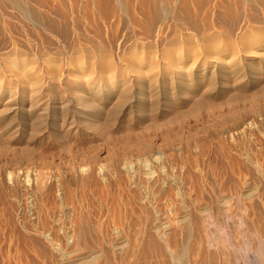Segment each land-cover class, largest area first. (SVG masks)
<instances>
[{"label":"rangeland","instance_id":"obj_1","mask_svg":"<svg viewBox=\"0 0 264 264\" xmlns=\"http://www.w3.org/2000/svg\"><path fill=\"white\" fill-rule=\"evenodd\" d=\"M7 1L0 264H264V0H210L201 30L178 0L152 30L64 0L62 31Z\"/></svg>","mask_w":264,"mask_h":264},{"label":"bare ground","instance_id":"obj_2","mask_svg":"<svg viewBox=\"0 0 264 264\" xmlns=\"http://www.w3.org/2000/svg\"><path fill=\"white\" fill-rule=\"evenodd\" d=\"M11 1H12V3L14 2V4H15V2H17L16 0H10V1H7V2H9V3H11ZM21 1V0H20ZM58 1V2H57ZM63 1L64 0H26V3L28 2L29 4H31V8L28 10V12H27V10H26V8H25V10H26V12L27 13H25V14H27V17H25V18H28V19H30V20H33V23L35 24H33L34 26H38V27H44L43 29H44V31L45 30H47L46 28H51V29H53V30H55V28H58L59 30H61L62 31V29H63V27L62 26H60L59 25V23H61V17H62V13H66L64 10H63V8H62V5H61V10L59 9V4L60 3H63ZM68 1V0H67ZM73 1V0H72ZM94 1V3H95V5L97 6V8H98V10H100L101 12H103L102 14H103V16H104V14H106L105 12H108V10L109 9H113V8H111L112 6H110V3L111 2H109L108 0H93ZM121 1V0H120ZM120 1H118V2H120ZM127 3H131L132 1L131 0H125ZM125 1H124V3H125ZM134 1H136V5L137 6H134V11H136L135 12V18H134V20H136V23H138V24H142V25H145L149 30H152V27H153V24L154 23H156V20H157V18H158V9H157V7L155 6V3H154V1L153 0H133V2ZM160 1V0H159ZM176 1V0H175ZM174 1V2H175ZM180 1V2H179ZM4 2V1H3ZM22 2H24V1H22ZM21 2V4H24V3H22ZM57 2V3H56ZM74 2V1H73ZM72 2V3H73ZM117 2V1H116ZM116 2H114V3H116ZM132 2V3H133ZM156 2V1H155ZM177 2H179V5H178V7H177V14H176V19L177 20H181L182 22H185L186 24H189L190 26L192 25V27L194 28V29H196V30H201L202 28H203V26H205L206 25V27L208 26L207 24H209V17H208V15L204 12V9L206 8V6L208 5V3L210 2V0H178ZM211 2H212V0H211ZM211 2H210V5H211ZM1 3H2V1H1ZM28 3H27V5H28ZM64 3H66V1L64 2ZM63 3V4H64ZM76 3V2H75ZM74 3V5H78V2L75 4ZM169 3V2H168ZM117 4V3H116ZM119 4V3H118ZM166 4V3H165ZM1 5V4H0ZM18 6H19V3L17 4ZM67 5V4H66ZM69 5H71L70 3H69ZM74 5H72L73 7H75ZM120 5L122 6V3L120 2ZM130 5H133V4H130ZM175 5V4H174ZM177 5V4H176ZM17 6V7H18ZM24 6V5H23ZM123 6H127V8H128V5L126 4V5H123ZM171 6V5H170ZM213 6V5H212ZM13 7H16V4H15V6L13 5ZM24 7H26V6H24ZM131 7V6H130ZM21 8H22V5H21ZM121 8V7H120ZM126 8V7H125ZM132 8V7H131ZM214 8V7H213ZM23 9V8H22ZM27 9H28V7H27ZM89 9V8H88ZM160 9V8H159ZM206 9H210L211 10V7H208V8H206ZM230 9H231V7H230ZM176 10V9H175ZM209 10V11H210ZM232 10V9H231ZM23 12H24V10H22ZM68 11V10H67ZM110 11V10H109ZM131 11H132V9H131ZM228 10H226V12H227ZM55 13L56 15H58V16H61L60 17V19H59V17H57L56 18V20L55 19H51V17H52V14L50 15V13ZM90 12V11H89ZM100 12V13H101ZM111 12V11H110ZM127 12V11H126ZM167 12H171V11H167ZM166 12V13H167ZM211 12V11H210ZM136 13H140L141 15H142V17H137L139 14H137V16H136ZM163 13H165V11L163 12ZM220 13H222V12H220ZM108 14H110V13H108ZM107 14V15H108ZM119 14V13H118ZM211 14V13H210ZM224 14V13H223ZM24 15V14H23ZM92 15H93V13H92ZM97 15V14H96ZM127 15V14H126ZM140 15V16H141ZM172 15H174L173 13H172ZM11 16V15H10ZM64 16V15H63ZM66 16V15H65ZM106 16V15H105ZM165 16V15H164ZM223 16V17H222ZM9 17V16H8ZM131 17H133V15L131 16ZM23 18V17H22ZM73 18V17H72ZM92 18V17H91ZM95 18V17H94ZM109 18H110V16H109ZM112 18V17H111ZM119 18V17H118ZM244 18V17H243ZM249 18V17H248ZM257 18V17H256ZM104 19V18H103ZM102 19V20H103ZM121 19V18H120ZM255 19V18H254ZM13 20H15L14 18H13ZM18 20V19H17ZM62 20H64V22H66L65 21V19H62ZM76 20V19H75ZM96 20V19H95ZM105 20L107 21L108 20V18H105ZM110 20V19H109ZM219 20H224L228 25H226L228 28H227V30H226V32H229V34H230V31H234L235 30V28H236V26H237V24H238V22H239V15H237V13H235L234 12V9H233V11L232 12H228V13H226V14H224V15H221L220 14V16H219ZM253 20V19H252ZM8 20L6 19V17H4V14H2L1 12H0V22H3L5 25H8L9 24V21L7 22ZM119 21V20H118ZM256 21V20H255ZM258 21V20H257ZM19 22H20V20H19ZM87 22V21H86ZM95 22V21H94ZM94 22H93V24H94ZM120 22V21H119ZM118 22V23H119ZM243 22V21H242ZM2 23V24H3ZM32 23V22H31ZM72 23V22H71ZM99 23V22H98ZM113 23H115V22H113ZM135 23V22H134ZM158 23V22H157ZM161 23H163L162 22V20H161ZM160 23V24H161ZM180 23V22H179ZM214 23V22H213ZM2 24H1V26H2ZM18 24V23H17ZM91 24V23H90ZM102 24V23H101ZM105 24V23H104ZM181 24V23H180ZM62 25V24H61ZM157 25V27H158V24H156ZM155 25V26H156ZM163 25V24H162ZM183 25H185V24H183ZM97 26V25H96ZM103 26V25H102ZM112 26V25H111ZM110 26V27H111ZM95 27V26H94ZM184 27H186V26H184ZM240 27V26H239ZM246 27V26H245ZM96 28V27H95ZM101 28V27H100ZM108 28V27H107ZM112 28V27H111ZM114 28V27H113ZM145 28V27H144ZM179 28V27H178ZM98 29V28H97ZM143 29V28H142ZM146 29V28H145ZM223 29V28H222ZM240 29V28H239ZM107 30V29H106ZM147 30V29H146ZM101 31V30H100ZM100 31H98V32H100ZM102 31H103V29H102ZM112 31V30H111ZM148 31V30H147ZM146 31V32H147ZM159 32H160V30H158ZM225 31V30H224ZM47 32V31H46ZM49 32V31H48ZM52 31H50L49 33H51ZM54 32V31H53ZM53 32H52V34H53ZM58 32V31H57ZM225 32V33H226ZM104 33V32H103ZM103 33H101V34H103ZM153 33H155V32H153ZM162 33V32H161ZM8 34V33H7ZM60 34V33H59ZM146 34H148V33H146ZM220 34V33H219ZM238 34V33H237ZM51 35V34H50ZM54 35V34H53ZM226 35V34H225ZM231 35V34H230ZM234 35V34H233ZM236 35V34H235ZM52 36V35H51ZM64 36V35H63ZM71 36V35H70ZM229 36V35H228ZM237 36V35H236ZM210 37V36H209ZM235 37V36H234ZM27 38V37H26ZM165 38V37H164ZM196 38V37H195ZM32 39V38H31ZM124 39V38H123ZM166 39V38H165ZM231 40H232V38H230ZM188 40V39H187ZM45 41V40H44ZM170 41H171V39H170ZM209 41H210V39H209ZM30 42V41H29ZM176 42V41H175ZM166 43V42H165ZM43 44V43H42ZM167 44V43H166ZM177 44H179L178 42H177ZM177 44H175V45H177ZM151 46H153V45H151ZM158 46V45H157ZM160 46V45H159ZM165 46V45H164ZM125 47V46H124ZM178 47V46H177ZM122 48V47H121ZM120 48V49H121ZM158 48V47H157ZM16 50V49H15ZM117 50H118V47H117ZM124 50V49H123ZM33 51V50H32ZM158 51V50H157ZM7 52H8V50H7ZM124 52V51H123ZM18 54V53H17ZM24 54V53H23ZM36 54V53H35ZM25 55V54H24ZM103 55V54H102ZM12 56V55H11ZM238 56V55H237ZM33 57H34V55H33ZM6 60V59H5ZM46 60V59H45ZM5 62V61H4ZM6 62H7V60H6ZM8 63V62H7ZM9 65V64H8ZM5 66V65H4ZM6 67V66H5ZM108 67V66H107ZM2 68V67H1ZM56 69H57V67H55ZM104 68V67H103ZM55 69V70H56ZM29 70V69H28ZM57 71H58V69H57ZM62 71V70H61ZM27 72V71H26ZM38 72V71H37ZM36 72V74H38ZM1 73V72H0ZM32 72H30V74H31ZM55 73V72H54ZM33 74V73H32ZM55 74H57V73H55ZM62 74V73H61ZM2 75V74H1ZM54 75V74H53ZM58 75V74H57ZM33 76H35V75H33ZM37 76V75H36ZM55 76V75H54ZM38 77V76H37ZM40 77V76H39ZM58 77V76H57ZM41 79V78H40ZM38 81V80H37ZM40 81V80H39ZM36 83V82H35ZM39 83V84H38ZM37 85H38V87H42V85H43V83L41 82H37L36 83ZM36 84H34V86L36 85ZM40 84H42V85H40ZM36 85V86H37ZM40 85V86H39ZM32 95V94H31ZM250 197V196H249ZM17 221V220H16ZM19 221V220H18ZM85 222V221H84ZM85 225V224H84ZM81 227V226H80ZM46 228V227H45ZM35 231H37L36 229H35ZM33 232V231H32ZM39 232V231H38ZM76 232V231H75ZM77 232H79V235H80V233H81V231H80V228L77 230ZM35 233H37V232H35ZM36 236V235H35ZM29 237V236H28ZM37 239V238H36ZM27 240H29V239H27ZM41 240V239H40ZM32 241V243H33V241L34 240H31ZM39 242V241H38ZM31 243V242H30ZM34 244H36L37 245V243L34 241ZM99 248V247H98ZM99 251V250H98ZM97 250H93L92 252H90V253H85L84 254V256H82V258H81V260H83V259H88L89 261L90 260H93L94 261V259L98 256L97 255V253H99ZM42 252V251H41ZM79 256V255H78ZM77 256V257H78ZM67 258V257H66ZM62 259H63V257H62ZM74 259V258H73ZM72 259V260H73ZM97 259V258H96ZM69 260H71V259H69ZM76 260V259H75ZM78 260V259H77ZM87 260V263L89 262ZM83 262H86L85 260L83 261ZM82 263V262H81ZM92 263V262H91ZM89 264V263H88ZM94 264V263H93Z\"/></svg>","mask_w":264,"mask_h":264}]
</instances>
